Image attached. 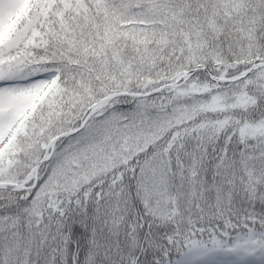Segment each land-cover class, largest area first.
I'll list each match as a JSON object with an SVG mask.
<instances>
[{"label":"snow or ice","instance_id":"1","mask_svg":"<svg viewBox=\"0 0 264 264\" xmlns=\"http://www.w3.org/2000/svg\"><path fill=\"white\" fill-rule=\"evenodd\" d=\"M0 264H264V0H0Z\"/></svg>","mask_w":264,"mask_h":264}]
</instances>
